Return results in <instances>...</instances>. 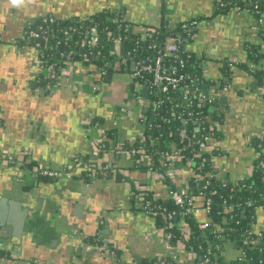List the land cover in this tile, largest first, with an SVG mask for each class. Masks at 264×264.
Here are the masks:
<instances>
[{
    "label": "crops",
    "instance_id": "1",
    "mask_svg": "<svg viewBox=\"0 0 264 264\" xmlns=\"http://www.w3.org/2000/svg\"><path fill=\"white\" fill-rule=\"evenodd\" d=\"M166 2V20L171 26L200 19L196 37L187 48L200 59L199 77L211 86L221 78L223 60L247 62L250 45H261L264 52L258 32L264 30V16L259 22L246 10L216 14L215 0ZM116 10L135 27L160 24L161 0H24L19 7L0 0V154H18L29 148L32 163L60 169L74 156H91V142L99 128L115 130L119 142L137 136L141 129L137 109L124 106L131 97L130 72H113L112 80L99 82L95 91L96 82L75 71L49 94L37 79L42 72L36 63L38 54L22 42L27 24L42 15L80 20ZM228 85L229 91H217L225 122L222 154L216 163L223 179L234 183L253 173L257 153L247 140L264 132V96L255 79L240 67L232 69ZM88 120L90 133L84 125ZM117 161L122 164V159ZM140 170H131L127 181L99 178L87 182L81 177L37 180L30 175L29 164L19 171L0 166L1 224L15 231L26 207L25 194L33 202L30 211L38 216L23 239L17 240L20 244L10 246H17L21 255L17 259L6 256L7 264H130L146 259L161 264L168 252L166 238L130 191L132 183L147 182ZM155 189L162 192L159 184ZM33 228L37 232L32 233ZM101 229L109 231L104 238L118 249V259L100 256L93 248ZM253 229L264 231V206L256 211ZM224 253L235 261L241 250L228 245Z\"/></svg>",
    "mask_w": 264,
    "mask_h": 264
},
{
    "label": "built area",
    "instance_id": "2",
    "mask_svg": "<svg viewBox=\"0 0 264 264\" xmlns=\"http://www.w3.org/2000/svg\"><path fill=\"white\" fill-rule=\"evenodd\" d=\"M163 0H161L162 7ZM216 5H223V0H215ZM234 11H239L235 8ZM119 14V18H112V20L118 23L119 28H123L126 32L130 29V23L126 21L123 13L120 10L115 11ZM262 15L258 20L262 21ZM90 18L72 20L70 24L65 27L64 37L62 40L53 42L55 28L60 26L61 22L67 20H61L49 15L40 16L35 22H30L24 32L23 37L25 40H30L32 49L37 52L38 59L37 65L41 69V75L37 74L38 82L41 81L45 84V90L53 92L60 88L62 80L68 77L71 78L75 71H78L82 75H87L96 82L94 90L99 88V82L105 81L106 75L110 70V65L116 62L120 63L121 69L123 66L130 65L133 70H130L131 79V97L130 100L125 102L124 106L129 109L133 106L136 107L141 129L135 138L127 139L123 142H118L114 145L108 143L109 137L107 132L101 128L98 129V135L93 138L91 142L92 154L91 156H74L65 166L60 169L51 168L49 165L43 162L32 163L30 158L31 151L29 148H25L23 152L18 154L10 153L9 151H2L0 154V166H16L19 168L31 165V171L29 172L32 178H47V179H60L66 178L72 180L77 177H86L92 181L99 178H112L113 180L127 181L130 172L133 169H146V184L140 182H134L131 184L130 191L132 197L139 202L141 210L154 220L157 217H161L164 226L157 228L158 232L166 238L167 242V254L160 259V263L163 264L165 259H170L174 263H184L185 260L192 261L193 264H209V254L207 252L204 256L200 257L198 252L193 246H187V242L192 235V229L189 223L185 220L187 215H209L211 212V200H203L197 196H191L189 194V184L182 181L183 177L187 175V178H194L193 185H197L200 180H203L202 165L198 166L196 170L192 166V162L186 161V164L178 166L185 157L182 152L184 149L175 148V143L171 145V151L162 155L161 160L166 166L165 171H161L156 167L155 153L152 152L147 144V132H153L156 128L161 130V125L154 120L153 115L159 109H164L165 106L170 105L173 108L178 109L181 102H187L192 104L194 98H197L201 102L214 103L219 101V94L225 93L230 90V85H220L207 87L205 82L195 75L182 71L185 68L187 61L184 60L183 54H189L188 46L191 41L196 37L197 31L200 26V21L192 20L183 25L184 29H190L194 33L191 34V41L181 43L179 39L171 43L169 40L160 49L159 55L153 61H147L137 59L132 61L129 56L131 52L122 54V46L126 37L118 36L113 38V46L110 53L112 61L107 62L108 67L92 66L91 72L88 73L86 64L90 61L91 57H97L99 53H96V48L100 42L98 25L91 24V27L87 30H81L82 22L88 21ZM189 21V20H188ZM75 22V23H74ZM157 26H139L136 27L138 32L143 34L144 37L149 36L151 33H155ZM130 31V30H129ZM112 32L109 31L107 36L111 38ZM74 36H78L76 40V48L71 44V40ZM78 56L79 58H77ZM190 56V55H189ZM78 59V61L76 60ZM82 58L81 60H79ZM167 60H173V64H167ZM231 62L232 69L235 67L233 64L238 62ZM245 63V62H243ZM85 64V65H84ZM251 68H256V65L251 64ZM43 78H40V77ZM36 79V80H37ZM203 85V87H201ZM143 86H148L149 95L148 98L143 96ZM205 86V87H204ZM260 93L264 96V87L259 88ZM179 97L180 101L177 102L174 98ZM220 102V101H219ZM147 110V111H146ZM148 114L152 115V118ZM177 119H181V115L177 114ZM158 120L165 121L161 116H158ZM192 114L187 119H183L185 124L192 121ZM88 133L92 131L90 121H86L84 124ZM224 123L221 121H215L208 127V131L212 136L221 133L223 131ZM212 136L204 135L203 140L199 142L200 153L194 154V158L202 159L203 162L207 161V157L204 154H211L214 150H222V141L216 140ZM249 143L255 141L264 142V132L254 137H249L247 140ZM261 146V145H260ZM259 158L257 154L256 159ZM122 159V164L117 161ZM214 161L216 169L217 160ZM264 167V162L261 163ZM81 175V176H80ZM179 189H172L171 185L179 184ZM156 184H159L162 192H158L155 189ZM210 183L207 182L204 185L205 190L209 188ZM165 193V197L163 196ZM216 190H212L210 194H216ZM172 200L173 204L182 209L181 218L175 222L176 212H169L161 205L157 203ZM200 201H205L203 204ZM176 227L179 231L180 240L175 246L169 244L171 234L167 233L170 228ZM200 230H207L214 227V224L208 220L198 225ZM225 229L219 228V232H224ZM260 239H264V235L260 232L258 234ZM255 241L253 240L252 243ZM103 244H97L96 249L108 258L117 259L118 249L115 246H111L108 240L102 241ZM244 252H241L238 259L243 258ZM185 256V259L182 258Z\"/></svg>",
    "mask_w": 264,
    "mask_h": 264
},
{
    "label": "trees",
    "instance_id": "3",
    "mask_svg": "<svg viewBox=\"0 0 264 264\" xmlns=\"http://www.w3.org/2000/svg\"><path fill=\"white\" fill-rule=\"evenodd\" d=\"M216 14H223L232 11L237 8L239 11H248L254 17L259 19L264 15V0H223V5H216ZM167 2L163 0L161 7V20L159 27H157L155 33H151L149 36L144 37L143 34L138 32L137 28L130 24V31H124L123 28H119L118 23L114 22L112 18H119V14L116 13H99L89 17L88 21L82 22L81 30H87L91 27V24H97L99 29L100 42L96 48V53H99L97 57H91L88 64H84L88 73L91 72L92 66L108 67L107 62H111L110 56L113 38L118 36L126 37L124 41L125 52H131L129 58L132 61L137 59L153 61L158 55L159 51L170 39H179L181 43L191 41V34L194 32L190 29H184L183 25L189 21H182L178 24L171 26L167 20ZM196 20H200L197 18ZM72 20H67L64 23L61 22L60 26L55 28L52 41L62 40L64 37L65 27L71 23ZM75 23V22H74ZM147 27V26H146ZM260 36L264 40V30L258 29ZM111 31V38L107 36V33ZM78 36H74L71 40L73 47L76 46V40ZM190 55V56H189ZM184 60L187 64L182 71L190 73L191 75L199 76L201 72L200 59L189 52V54H183ZM80 58L79 60H81ZM264 59V52L261 45L248 46V61L245 63L233 64L235 67H240L246 70L256 81L259 88L264 87V67L261 65ZM78 61V59L76 58ZM167 64H173V60H167ZM256 65V68H251L250 65ZM131 70L130 65L122 67V72H129ZM232 66L228 60H223L221 67V78L215 82L220 85L230 84ZM214 84V85H215ZM205 86H211L210 82H205ZM204 86V87H205ZM203 87V85H201ZM177 102L180 101L179 97L174 98ZM154 120L161 125V130L155 129L153 132L148 131L147 134V146L155 153L156 167L161 171H165L166 166L161 160V157L166 152L171 151V145L175 143V148L184 149L182 154L185 160L178 164V166H184L186 161H191L193 168L196 170L198 166L202 165L203 180H200L197 185H193L195 179L187 178L182 179L186 184H189V194L191 196L200 197L203 200H211V212L209 215L195 216L193 214L187 215L185 220L189 223L192 229V235L187 242V246H193L198 252L200 257L210 252L209 264H264V239H260L258 234L253 229V222L255 220L256 211L259 207L264 206V167L261 165L264 162V142H253L252 145L256 149V153L259 154V158L254 161L253 173L240 180L238 182H226L220 175L219 170L216 169L214 161L217 160L222 150H214L211 154H204L207 157V161L203 162L202 159L194 158V154L200 153L199 142L203 140L204 135L212 136L208 131V127L215 121L225 122L224 112L222 110L219 101L214 103L201 102L197 98H194L192 104L187 102H181L178 109L167 105L164 109H159L155 113ZM177 114L181 115V119H177ZM192 114V121L185 124L183 119H187ZM152 118L151 114H148ZM158 116H161L165 121L158 120ZM107 135L109 137L110 144L114 145L118 143L117 134L115 130H108ZM216 140L223 141V131L221 133L212 136ZM199 141V142H197ZM261 145V146H260ZM187 176V175H185ZM87 182H91L89 178L81 176ZM209 182V188L203 189L204 185ZM172 189H179L181 183L171 185ZM192 186H194L192 188ZM212 190H216V194H210ZM202 204L205 202L200 201ZM157 205H161L167 211L176 212L175 222L181 218L182 209L175 206L172 200H166L158 202ZM210 220L214 227L207 230H200L198 225L202 222ZM157 228L164 226V222L161 217L155 219ZM219 228L225 229L224 232H219ZM167 233L171 234L169 244L175 246L180 240L179 231L176 227L167 230ZM264 235V231H261ZM255 241L252 243V241ZM228 245L239 247L241 252H244V256L241 259L235 261H229L225 255V248ZM163 264H173L170 259H165ZM136 264H157L154 260H144L141 263ZM176 264V263H174Z\"/></svg>",
    "mask_w": 264,
    "mask_h": 264
},
{
    "label": "water",
    "instance_id": "4",
    "mask_svg": "<svg viewBox=\"0 0 264 264\" xmlns=\"http://www.w3.org/2000/svg\"><path fill=\"white\" fill-rule=\"evenodd\" d=\"M169 41L171 43L175 42V40H173V39H170ZM124 53H125V46H122V54H124ZM76 57L79 58L78 56H76ZM109 68H110V70L108 71V73L106 75V81L107 82H110L112 80L113 72H120L121 71V66H120L119 62H116L115 64H111ZM131 70H133V66H132ZM142 89H143V96L145 98H148V95H149L148 86H143ZM41 94H44V91H42ZM224 99H226V98H223V100ZM140 175H142V176L146 175V169H141ZM184 179H187V176H184ZM140 182H141V184H146L145 179L141 180ZM193 187L194 186H192V188ZM25 198H26V207L24 208V212H23L24 214L22 215L20 222L16 225L14 232L11 233L10 229L6 225L1 224V222H0V264H7V261L5 260L6 256L11 255V257H13L14 259H17V257H20L21 254L18 255V253H20V252H19V249L17 248V246H16V248H10V246H12V244H20V241H17V240L23 239L24 231L28 228H31V227H29L30 224L32 223L31 221H34V222L37 221V217H38L37 214H33V212L30 211L31 205L33 204L32 200L30 199V196H28V194L27 195L25 194ZM2 203H5V199H3V198H2ZM0 207H1V205H0ZM80 207H81V205H79V208ZM26 217H28L27 222H26ZM99 220H100V218H99ZM37 230H38V228H33L32 233L37 232ZM108 233H109V231H107V230L105 231V230L101 229L99 231V239L96 241L97 242L104 241L105 240L104 235H107ZM14 238H16V240H14ZM96 241L94 242V245H93L94 249L96 248V244H95ZM83 249L84 250L87 249V244H84ZM118 256H119V253H118L117 257Z\"/></svg>",
    "mask_w": 264,
    "mask_h": 264
},
{
    "label": "flooded vegetation",
    "instance_id": "5",
    "mask_svg": "<svg viewBox=\"0 0 264 264\" xmlns=\"http://www.w3.org/2000/svg\"><path fill=\"white\" fill-rule=\"evenodd\" d=\"M29 23H30V22H29ZM29 23L27 24V26L29 25ZM27 26H26V28H27ZM26 28L24 29V32L26 31ZM23 34H24V33H23ZM22 42L27 43V44L30 46V48L32 49V46H31V43H32V42H31L30 40H25V38L23 37V38H22ZM35 52H36V51H35ZM36 53H37V52H36ZM87 71H88V69H87ZM89 73H90V72H89ZM40 78H43V77L41 76ZM44 87H45V86H44ZM46 91H47V89H46ZM55 91H57V89H56ZM55 91H53V92H55ZM53 92H52V93H53ZM48 93L50 94L51 92H48ZM0 124H2L1 121H0ZM9 166H12V165H9ZM13 167L17 168L18 171H19V170H22V169L24 168V167L19 168V167H16V166H13ZM34 179H36V178H34ZM39 179H42V180H43V179H47V178H37V180H39ZM52 231L55 232L54 228L52 229ZM105 239H106V238H105ZM106 240H107V239H106ZM95 244H96V246H97V244H98V245H99V244L101 245V244H103V243H102V241H99V242L96 241ZM95 250H96V253H99L100 256H103V255L99 252L98 249L95 248ZM117 255H118V254H117ZM103 257H106V256H103ZM106 258H108V257H106ZM108 259H110V260H116V259H111V258H108ZM130 264H136V263H130Z\"/></svg>",
    "mask_w": 264,
    "mask_h": 264
},
{
    "label": "clouds",
    "instance_id": "6",
    "mask_svg": "<svg viewBox=\"0 0 264 264\" xmlns=\"http://www.w3.org/2000/svg\"><path fill=\"white\" fill-rule=\"evenodd\" d=\"M10 3L12 6L19 7L24 3V0H10Z\"/></svg>",
    "mask_w": 264,
    "mask_h": 264
},
{
    "label": "rangeland",
    "instance_id": "7",
    "mask_svg": "<svg viewBox=\"0 0 264 264\" xmlns=\"http://www.w3.org/2000/svg\"><path fill=\"white\" fill-rule=\"evenodd\" d=\"M128 97H130V94H129V96Z\"/></svg>",
    "mask_w": 264,
    "mask_h": 264
}]
</instances>
